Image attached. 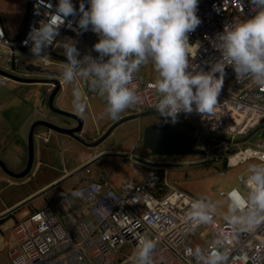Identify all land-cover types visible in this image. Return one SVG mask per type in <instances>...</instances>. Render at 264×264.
<instances>
[{
  "label": "built area",
  "instance_id": "2783aa9c",
  "mask_svg": "<svg viewBox=\"0 0 264 264\" xmlns=\"http://www.w3.org/2000/svg\"><path fill=\"white\" fill-rule=\"evenodd\" d=\"M56 3L57 0H43V3L32 0L26 25L16 39L7 35L0 21V50H10L6 67L15 71L25 68L26 60L30 58L27 53L30 44L25 45L22 41L31 27H38L39 21L46 20L47 14L55 11ZM72 4L78 8L79 0H72ZM84 5L88 7L87 0ZM196 14L201 23L188 33V40L198 47L193 44L187 71H207L211 63L220 58L217 34L225 25L254 12L249 0H198ZM78 18L77 11L75 17H66L58 26L55 40L39 56L44 66L55 64L49 54H63L59 45L66 38L75 41L80 57L90 53L97 58L98 54L92 50L97 34L90 28L77 33L66 26L68 20H72L76 27ZM151 68L153 65L149 61L133 73L132 83L136 85L139 100L126 108L131 113L155 110L153 106L159 93L154 81L148 79ZM8 79L9 75L0 74V87ZM222 79L212 114L193 110L180 112L177 118L223 137L216 143L197 146L204 151V160H225L228 166L250 159L264 163V140L255 147L245 148L239 147L238 142L264 120V84L256 83L250 77L237 80L231 65L225 66ZM86 85L87 90L105 105L102 91L91 87L87 79ZM53 88L54 84L48 91ZM245 179L244 176L238 178L241 189L232 187L219 190L218 194L228 203L230 193L245 195L248 191ZM77 189L83 192L82 197L65 194L54 204L35 209L16 223L12 228L13 244L8 249V261H0V264H133L132 256L140 237L151 239L155 244L152 264H203L194 254L197 247L204 255L213 249L226 252L225 264H264V221L242 231L224 219L226 209L205 201L212 205L210 220L194 225L187 213L191 200L197 197L168 182L160 172L153 170L140 182L126 180L119 189L110 184L107 176L100 175L98 180L83 183ZM200 227L210 234L203 244L195 238Z\"/></svg>",
  "mask_w": 264,
  "mask_h": 264
},
{
  "label": "clouds",
  "instance_id": "9594fccd",
  "mask_svg": "<svg viewBox=\"0 0 264 264\" xmlns=\"http://www.w3.org/2000/svg\"><path fill=\"white\" fill-rule=\"evenodd\" d=\"M31 2L32 0L29 7ZM38 2L43 3V0ZM197 4L198 0H87L88 7L85 8L84 0H79L78 8H74L72 0H57L55 11L48 13L46 20L39 21L38 27H31L22 43L30 44L32 55L39 57L55 40L58 26L64 23L66 17H75L78 11L76 27H73L72 20H68L66 26L77 33L89 28L96 33L98 39L92 45V50L98 56L94 59L89 53L80 57L75 41L66 38L59 45L66 57L65 63L59 65L52 60L55 64L50 65L58 66L57 72L62 71L55 79L60 84V90L63 80L71 83L76 76L87 79L91 87L102 91L105 98L104 111L113 124L124 117L120 115L124 109L138 102L136 85L132 83L133 73L150 61L158 74L154 87L159 98L153 107L160 117L175 122L180 112L189 113L195 110L198 113L212 114L226 65H231L237 80L250 77L256 83L264 84V0H249L254 14L225 25L223 31L217 34L220 58L211 63L207 71H187L188 57L193 50V44H196L189 43L188 33L201 23L196 14ZM2 72V75L11 76L5 71ZM85 90L84 99L89 100V95L94 94L87 90V85ZM101 102L103 103L102 100ZM85 107L80 91L74 88L73 111L82 116ZM263 124L264 120L249 134L239 138V147ZM216 136L218 141L223 139L222 136ZM198 145L200 144L197 143ZM197 146L194 148L201 150ZM247 146L250 145L241 148ZM201 155L202 160L206 161L205 154ZM208 161H221L228 167L225 160ZM244 183L248 188L247 193L243 196L230 193L227 214L224 217L230 225L239 226L242 231L264 221V163L250 164ZM70 195L80 198L83 192L77 189ZM211 209V204L196 198L191 200L187 215L194 225L208 222ZM154 247L151 239L138 238L137 248L132 256L133 264H152L151 253ZM194 254L203 264H225L227 259L226 252L215 249L204 255L197 247Z\"/></svg>",
  "mask_w": 264,
  "mask_h": 264
},
{
  "label": "rangeland",
  "instance_id": "374dc122",
  "mask_svg": "<svg viewBox=\"0 0 264 264\" xmlns=\"http://www.w3.org/2000/svg\"><path fill=\"white\" fill-rule=\"evenodd\" d=\"M28 1L29 0H0V9L7 13L17 14L21 9L27 10ZM57 55H59V57H56L55 54H49L48 57H50V59L62 60L61 63H65L66 57L63 54ZM57 69L58 66L50 67L49 71H56ZM157 75V72L151 68L148 73V79L155 81ZM74 88L80 91L86 105L83 114L85 115L88 113V108H93L92 100L94 97L90 94V101L84 99L86 79L79 76H76L71 83L65 82L55 97V106L67 112H70L69 109L73 110L72 91ZM41 107L38 113H41L40 111L45 112L49 119L48 121L56 125L69 128L76 124L75 120L54 113L49 107L46 109ZM99 107L101 108V105H99ZM72 113L76 114V112ZM83 115L80 117L84 121L83 134H85L84 137L81 136V134L80 136L86 140L85 135L91 137L93 130L89 129L94 127V124L93 121ZM104 115L107 116L106 113ZM120 115H124L125 117L131 115V113H129L127 109H124ZM158 123L166 124L184 134H194L193 131L190 130L191 128L183 124L181 125L177 121L171 122L168 118L160 117L158 113L149 112L137 118L122 122L97 146L90 147L78 145L71 153L67 151L66 156L61 152L58 144L53 145V143H51L50 145H43L41 147V149H43L41 154L40 149L36 148L32 168L27 175L21 178L5 175L0 169V216L6 214L3 218H0V261L7 260L8 249L13 244L12 228L16 223L28 217L31 208L33 210L36 209L34 207H42L46 202L47 204L54 203L71 190L69 189L70 186L90 176L98 177L101 174H105L111 183L112 180L118 183L120 179L123 182L130 178L140 182L146 172L148 174L151 170H155L160 172L162 176H165L168 182L175 184L183 190L189 191L197 198L209 201L216 207L227 210V201L218 195V191L228 190L235 186L241 189V184L238 180L239 176L247 177L248 166L250 164H261V162L256 159H250L239 165L225 167L224 163L221 161H203V155L201 156V154H154L143 146V134L148 125L150 126ZM188 125L196 128L191 124ZM206 133L214 135L209 132ZM53 134L66 136L59 132ZM263 140L264 127H259L242 143V145H240V147H244L245 145L255 147ZM199 143L200 145L204 144L207 146V144L203 142ZM92 155L96 156L87 161ZM80 162H83V164L69 179H64L69 176L67 175L60 179L61 182L59 185L46 190L53 186L50 184L45 187L46 183L52 179V171L54 168L57 169L56 167H58L64 169L66 165L72 167ZM221 172H224V174L222 175ZM44 191H46V193H43ZM29 199H31L29 202L21 205ZM17 201L20 202L11 206ZM19 205H21L20 208L10 212ZM196 234L198 236H196ZM196 234L195 238L197 240L199 238L207 241L210 238V234L204 227H200L196 231Z\"/></svg>",
  "mask_w": 264,
  "mask_h": 264
},
{
  "label": "crops",
  "instance_id": "0c3cea01",
  "mask_svg": "<svg viewBox=\"0 0 264 264\" xmlns=\"http://www.w3.org/2000/svg\"><path fill=\"white\" fill-rule=\"evenodd\" d=\"M29 2L30 0L28 1L27 10L21 9L18 11L17 14L7 13L6 11L0 9V20L6 30L7 35L12 39L18 38L25 26V23L27 21ZM27 53L30 58L26 60L25 68L23 70L16 69L15 71L14 69L5 66V60L7 56L10 55V50L6 48H2V50H0V71H5L11 75L10 79L3 81V84L0 87V160H2L4 164L11 171L14 172H20L26 168L29 157L28 154L29 132L33 123L40 119L49 120L45 112L40 111L41 113H38V110L40 109L41 106H42L41 108L43 109L49 107L48 100L52 92L48 91V88L50 87V85H52V81L59 77L58 76L59 71L57 72L58 69L56 71L55 70L49 71L50 66H46V67L43 66L39 57H34L30 51H28ZM17 54L19 53H16V55ZM56 56L59 57V55ZM52 60L57 61L55 63H58L59 65L62 62V60L59 59L52 58ZM64 84L65 81L63 80L61 83V88L63 87ZM84 93L86 94V90ZM93 97H94L92 100L93 108L92 109L88 108L87 109L88 113L83 115L86 116V118H88L89 120L93 121L94 124V127H91V129H89V130H93V132L91 133V137L85 135V139L88 142L97 141L108 131L110 126H112V120L108 116L104 115L105 114L104 104L96 96L93 95ZM90 100L91 98L89 97L88 101ZM99 105H101V108L99 107ZM69 111L71 113L72 112L75 113V111H73L72 109H69ZM53 133H57V131L43 125L37 126L34 135V152L36 151L37 148L40 149V154H41L43 151L41 147L43 145H50L51 143H53V145L58 144L59 148L61 149V152H63L64 156H66L67 151L68 152L70 151L71 153L74 149L78 147V145H86L67 134H65L66 136H61L58 134L55 135ZM80 134L81 136L84 137L85 133L83 134V129L80 132ZM90 147H94V146H90ZM179 155H188V154H179ZM94 156L96 155H92L87 159V161L91 160V158H93ZM82 164L83 162H80L79 164H75L72 167H68V165H66L64 169L58 167H56L57 169L54 168L52 171L53 172L52 179H50L49 182L46 183L45 187H47L50 184H52L53 186L49 187L46 190L52 189L56 185H59L61 182L60 179H62L67 175L69 176H67L64 179H69L72 176V174H74ZM0 169L3 171L5 175L11 176L8 172L3 170L2 167ZM145 174H147V172ZM145 174L144 177L146 176ZM101 175H105V174H101ZM99 177L100 176L98 177L90 176L87 177V179L85 180L83 179L80 182L75 183L73 186L69 187V189L71 190L66 194H71V192L74 191L81 184L91 180H98ZM123 182L121 179L118 180V183L112 180V183L110 182V184L114 188L119 189ZM187 192L190 193L189 191ZM43 193H46V191H44ZM30 200L31 199L23 203V205L29 202ZM20 201H17L13 204L15 205ZM48 204L46 202L44 206ZM44 206L38 208L34 207V208L41 209ZM33 210L31 208V211ZM198 240L200 244L206 242L205 239L198 238ZM7 261H8V257L7 260H3L2 262H7Z\"/></svg>",
  "mask_w": 264,
  "mask_h": 264
},
{
  "label": "water",
  "instance_id": "95a60500",
  "mask_svg": "<svg viewBox=\"0 0 264 264\" xmlns=\"http://www.w3.org/2000/svg\"><path fill=\"white\" fill-rule=\"evenodd\" d=\"M0 73L3 74L2 71H0ZM52 83L55 84V88L49 96V100H48L49 109L51 111H53L54 113L63 115L65 117H69L71 119H74L75 121L78 122V124L76 126L66 128V127H61L59 125H56V124H54L48 120L40 119V120L35 121L31 127V129H30V132H29V157H28L26 168L20 172H14V171H11L4 164V162L2 160H0V166L3 168V170L8 172L14 178H21V177L27 175L32 168L33 159H34V135H35V129L39 125H43V126H46L50 129H53L57 132L67 134V135L71 136L72 138H74V139H76V140L80 141L81 143L86 144L88 146H95V145L99 144L101 141H103L113 131V129L116 128L122 122H124L128 119L137 118V117H139L145 113H149V112L157 113L156 110H153V111H148V112H145L142 114H132V115L125 116V117L121 118L120 120H118L117 122L113 123L112 126H110V128L108 129V131L101 138H99L97 141L88 142V141L84 140L83 137H81L78 134L83 129V124H84L83 119L76 114H73L71 112H67V111L62 110V109L55 106L54 99L60 90V84L57 80H53ZM177 121L181 125L183 124V125L191 128L192 130H194V131H196V132H198L204 136H208V134L198 131V129L191 127L190 125H188L187 123H185L183 121H180V120H177ZM144 146L146 148H149L151 150V152L154 154H162V153H166V154H203L204 153L202 150H197V149L192 147L190 140L186 134H184V133H182V132H180L174 128H171L170 126H168L166 124H162V123L150 125L145 129V131H144ZM21 205H23V204H21ZM21 205L15 207L14 209H12V211L20 208Z\"/></svg>",
  "mask_w": 264,
  "mask_h": 264
},
{
  "label": "flooded vegetation",
  "instance_id": "af4514ba",
  "mask_svg": "<svg viewBox=\"0 0 264 264\" xmlns=\"http://www.w3.org/2000/svg\"><path fill=\"white\" fill-rule=\"evenodd\" d=\"M177 120H180L179 118H176ZM175 120V121H177ZM181 121V120H180ZM178 122V121H177ZM76 124H74L73 126H76L78 123L77 121H75ZM179 123V122H178ZM148 127V126H147ZM146 127V128H147ZM145 128V129H146ZM192 130V129H190ZM145 131V130H144ZM194 134H186L190 140V143L192 145V147L194 148L195 146H197V143L199 142H203L205 144H211V143H214V142H217L218 141V137L216 135H210L208 134V136H204L194 130H192ZM200 131V130H198ZM202 132V131H200ZM205 133V132H204ZM79 134V133H78ZM200 144V143H199ZM143 146H144V134H143ZM145 147V146H144ZM146 148V147H145ZM147 150H149L151 152V150L149 148H146ZM162 154H165V153H162Z\"/></svg>",
  "mask_w": 264,
  "mask_h": 264
},
{
  "label": "trees",
  "instance_id": "16d2710c",
  "mask_svg": "<svg viewBox=\"0 0 264 264\" xmlns=\"http://www.w3.org/2000/svg\"><path fill=\"white\" fill-rule=\"evenodd\" d=\"M264 126V124L263 125H261V127H263ZM224 166H225V164H224ZM14 204H12L11 206H13Z\"/></svg>",
  "mask_w": 264,
  "mask_h": 264
}]
</instances>
